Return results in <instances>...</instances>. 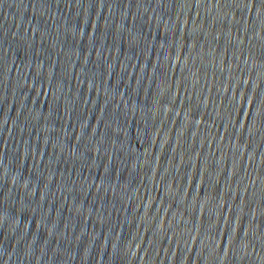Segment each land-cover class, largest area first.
Returning <instances> with one entry per match:
<instances>
[{
  "label": "water",
  "instance_id": "95a60500",
  "mask_svg": "<svg viewBox=\"0 0 264 264\" xmlns=\"http://www.w3.org/2000/svg\"><path fill=\"white\" fill-rule=\"evenodd\" d=\"M0 264H264V0H0Z\"/></svg>",
  "mask_w": 264,
  "mask_h": 264
}]
</instances>
